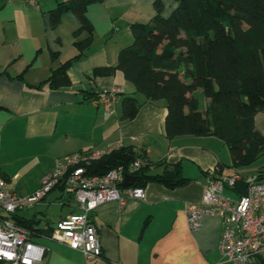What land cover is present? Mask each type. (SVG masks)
Wrapping results in <instances>:
<instances>
[{
	"label": "crops",
	"instance_id": "0c3cea01",
	"mask_svg": "<svg viewBox=\"0 0 264 264\" xmlns=\"http://www.w3.org/2000/svg\"><path fill=\"white\" fill-rule=\"evenodd\" d=\"M67 1L38 0L32 5L24 0H0V177L11 191L29 195L40 189L44 177L71 153L128 147L153 164L151 172L185 163L183 175L190 180L174 188L149 182L144 186V199L128 198L124 205L118 201L99 205L91 219L99 229L103 255L87 260L82 252L54 241L43 244L47 250L42 264H233L219 248L227 227L225 219L205 214L201 226L191 229L186 205L203 200L209 169L220 167L227 173L244 167H230V151L229 163L219 158V148L228 145L217 136L167 137L166 100H147L121 70L95 73L98 68L118 64L121 49L133 42L132 24H147L157 12L168 17L179 0L90 3L87 14L94 26L93 43L85 56L71 65L72 84L51 89L45 80L54 68L77 54L75 42L87 36L86 32L75 36L81 23L72 11L63 12L60 22L51 25V11ZM113 88L122 89L114 104L92 102L98 93ZM126 95H135L141 103L132 120L122 119V99ZM208 103L206 98L201 109ZM254 124L264 136V112L255 115ZM219 140L226 145H220ZM202 141L210 144L202 145ZM186 163L196 167L193 175L186 172ZM261 167L242 171L241 175L247 177ZM225 194L235 199L239 195L232 189H226ZM51 196L49 204L56 202L60 211L56 218L42 210L48 204L42 201L34 206L40 204L39 211L29 215L19 211L18 217L36 218L35 225L45 229L46 223L54 226L62 218L65 208L74 210L72 196ZM39 238L47 239L41 235L36 241ZM251 264H264V250Z\"/></svg>",
	"mask_w": 264,
	"mask_h": 264
},
{
	"label": "trees",
	"instance_id": "16d2710c",
	"mask_svg": "<svg viewBox=\"0 0 264 264\" xmlns=\"http://www.w3.org/2000/svg\"><path fill=\"white\" fill-rule=\"evenodd\" d=\"M96 1L103 0H69L51 11L52 26L60 22L63 12L72 11L81 23L75 36L87 33L75 42L77 54L54 68L45 80L51 89L72 84L71 65L92 45L94 26L87 12L88 5ZM131 31L133 42L121 49L118 64L95 73L121 70L147 100L165 99L167 137L214 135L228 145L230 167L251 165L264 151V136L254 124L255 115L264 112V0H179L168 17L157 12L147 24H132ZM199 89L209 99L204 110L196 94ZM140 107L135 95L124 96L122 119H134ZM136 156L131 148L117 149L89 165L88 173L104 174ZM148 162L138 171L135 185L158 182L174 188L190 180L180 163L156 173ZM256 174L263 180L264 167ZM18 222L37 234L48 235L54 227L46 223L47 228H38L36 218L18 217Z\"/></svg>",
	"mask_w": 264,
	"mask_h": 264
},
{
	"label": "built area",
	"instance_id": "2783aa9c",
	"mask_svg": "<svg viewBox=\"0 0 264 264\" xmlns=\"http://www.w3.org/2000/svg\"><path fill=\"white\" fill-rule=\"evenodd\" d=\"M24 1L38 3V0ZM120 92L122 89L117 88L103 90L92 102L112 105ZM117 149L106 147L71 153L44 177L40 189L29 195L11 191L0 177V264H42L47 248L36 241L41 235L82 252L87 260L101 257L103 246L91 213L105 202L118 201L124 205L128 198L146 197L145 188L135 185L138 171L149 164L143 155L104 174L88 173L89 165ZM126 175L136 176L127 187L123 185ZM206 177L203 200L186 205L190 228L198 229L205 214L222 216L227 223L219 245L222 255L233 264L253 263L264 250V179H259L256 173L247 177L237 171L223 173L220 167L209 169ZM240 180L248 183L245 194L238 192L236 199L225 194L226 189L237 190L236 183ZM56 188H61L63 195L72 196L75 206L73 212L54 225L50 234H37L18 222L19 211L34 207Z\"/></svg>",
	"mask_w": 264,
	"mask_h": 264
},
{
	"label": "rangeland",
	"instance_id": "374dc122",
	"mask_svg": "<svg viewBox=\"0 0 264 264\" xmlns=\"http://www.w3.org/2000/svg\"><path fill=\"white\" fill-rule=\"evenodd\" d=\"M198 95L200 96V99L202 101V104H201V108H204L205 107V99L206 97L204 96L203 92L199 89V93ZM191 137H199V136H195V135H191ZM200 144L202 145H209L210 143L208 142H200ZM219 144L220 145H226L222 140H219ZM214 145V144H213ZM219 152H220V155L219 158L223 160V162H226V163H229L231 161L230 159V154H229V149H228V146H223L221 148H219ZM187 167H186V172L189 173V174H192L195 172V169L196 167L193 165V163H186ZM172 167H174L173 165H171ZM260 166H264V151L263 153L249 166H246L244 167L242 171H250V172H253L255 170H257ZM184 167H185V163L183 164L182 162V169L184 170ZM235 171V170H233ZM242 171L241 170H238L237 172H240L242 174ZM195 177H192V179H194ZM59 194V195H62L63 192L60 191V189H54L50 194H49V197L46 199V201H42V202H47L49 204L50 199L52 198V194ZM44 204L43 207H42V210H48L49 212V215L51 218H56V216L59 214V208L56 204V202H52L51 204ZM40 205V204H39ZM39 205L36 206V207H33V208H29V209H24V210H21L20 211V214H23V215H29V214H33L35 213L36 211H39ZM40 243L42 244H46L48 245V243L50 244H53L54 241L52 240H48V239H45V238H39L38 239Z\"/></svg>",
	"mask_w": 264,
	"mask_h": 264
},
{
	"label": "water",
	"instance_id": "95a60500",
	"mask_svg": "<svg viewBox=\"0 0 264 264\" xmlns=\"http://www.w3.org/2000/svg\"><path fill=\"white\" fill-rule=\"evenodd\" d=\"M134 180H136V176L126 175V178H125V181H124L123 185L127 187V186L131 185ZM247 185H248V183L246 181H242V180L237 181V183H236V189L238 190V192L240 194L243 195V194L246 193ZM73 211H74L73 209L72 210H69V209L65 208L63 210V213H62V218H64L67 214H69V213H71Z\"/></svg>",
	"mask_w": 264,
	"mask_h": 264
}]
</instances>
